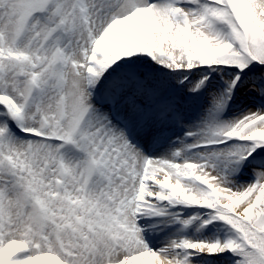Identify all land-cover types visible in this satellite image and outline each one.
<instances>
[{
	"label": "snow or ice",
	"instance_id": "obj_1",
	"mask_svg": "<svg viewBox=\"0 0 264 264\" xmlns=\"http://www.w3.org/2000/svg\"><path fill=\"white\" fill-rule=\"evenodd\" d=\"M0 264H264V0H0Z\"/></svg>",
	"mask_w": 264,
	"mask_h": 264
}]
</instances>
